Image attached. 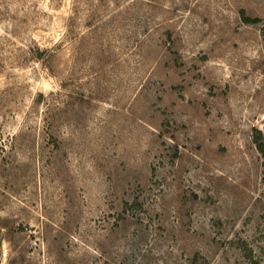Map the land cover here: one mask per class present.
I'll return each instance as SVG.
<instances>
[{
	"label": "rangeland",
	"instance_id": "1",
	"mask_svg": "<svg viewBox=\"0 0 264 264\" xmlns=\"http://www.w3.org/2000/svg\"><path fill=\"white\" fill-rule=\"evenodd\" d=\"M256 131L264 0H0V264L262 262Z\"/></svg>",
	"mask_w": 264,
	"mask_h": 264
},
{
	"label": "trees",
	"instance_id": "2",
	"mask_svg": "<svg viewBox=\"0 0 264 264\" xmlns=\"http://www.w3.org/2000/svg\"><path fill=\"white\" fill-rule=\"evenodd\" d=\"M247 21V20H245ZM254 143L255 146L258 150V152L260 153V155L262 156L263 160H264V140H263V136L262 133L260 131H256L255 136H254ZM137 200L135 199L134 201H132L131 203L125 202L124 206L122 208L121 213L117 214L116 217V221H124L127 219L128 216L130 217H134V213L130 212L132 211V209L137 207ZM251 264H264V260L261 261H253Z\"/></svg>",
	"mask_w": 264,
	"mask_h": 264
}]
</instances>
